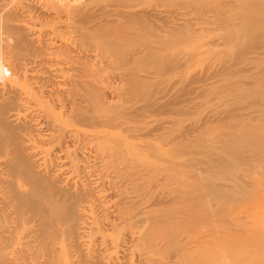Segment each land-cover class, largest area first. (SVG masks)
<instances>
[{
  "label": "bare ground",
  "instance_id": "obj_1",
  "mask_svg": "<svg viewBox=\"0 0 264 264\" xmlns=\"http://www.w3.org/2000/svg\"><path fill=\"white\" fill-rule=\"evenodd\" d=\"M143 1L92 11L90 0H0V264H264V111L252 102L261 118L247 119L254 109L236 108L245 95L231 100L236 111L223 98L236 89L204 99L200 84L241 73L234 65L264 42V0H198L203 15L192 0L168 10ZM241 36L249 48L242 42L237 62L223 59L216 70L213 62L210 75L195 72L192 89L176 88L171 75L237 49ZM167 47L177 57L161 62ZM203 102H213L202 114L218 131L231 119L239 126L232 133L223 123L226 140L215 132L208 140L250 146L243 158L236 151L247 163L234 157L244 146L216 156L202 139L203 118L181 126L179 115ZM208 147L217 160L210 155L201 174L195 165Z\"/></svg>",
  "mask_w": 264,
  "mask_h": 264
},
{
  "label": "rangeland",
  "instance_id": "obj_2",
  "mask_svg": "<svg viewBox=\"0 0 264 264\" xmlns=\"http://www.w3.org/2000/svg\"><path fill=\"white\" fill-rule=\"evenodd\" d=\"M94 1H95V0H90V2L92 3L91 6H92V8H93V9H90V10H92V11H95V8H96V9H98V8L101 9L105 4H107V1H108V0H107L106 2H105V0H96L95 3H94ZM110 1H111V0H110ZM112 1H113V0H112ZM114 1L117 2L116 4L120 3L119 5H123V4H122V1H123V0H122V1H121V0H114ZM144 1H145V0H144ZM144 1L141 2V3H142V4H143V3L145 4L147 1H150V0H147V1H145V2H144ZM172 1H173V2H172ZM174 1H176V2L174 3ZM177 1H178V2H177ZM180 1H181V0H180ZM187 1L191 2V0H187ZM201 1H202V0H201ZM201 1H200V2H201ZM98 2H99V3H98ZM153 2H155V1H152V0H151V3H152V5H153L155 8L157 7L158 9H161V7L164 5V6H163V9L165 10V8H167L168 5H169V6H168L169 8H171V6H174V5L177 4V3L183 5V3L186 2V0H185V1H181V3L179 2V0H162V1H161V2H162V5H161V2H160V1H158L156 4L153 3ZM159 2H160V3H159ZM170 2H171V4H170ZM182 2H183V3H182ZM189 2H188V3H189ZM192 2L196 4V8H197L198 6H199V8H200V2H199L198 0H196V2H195V0H192ZM198 2H199V5L197 6ZM101 3H102V4H101ZM104 3H105V4H104ZM127 3H128V2H127ZM127 3H126V4L124 3V5H127ZM149 3H150V2H149ZM149 3H148V6H147V4H145V7L147 6L146 9H147V8H151V6H152L151 3H150V4H149ZM158 3H159V4H158ZM168 3H169V4H168ZM188 3H187V4H188ZM193 3H192V4H193ZM95 4H96V5H95ZM142 4H141V7L138 6L139 8L137 7V5H140V3H139V4L137 3V4H135V5H136V7H137L138 9H143L144 5L142 6ZM167 4H168V5H167ZM189 4H190V3H189ZM102 5H103V6H102ZM135 5H134V6H135ZM155 5H156V6H155ZM160 5H161V7H160ZM170 5H171V6H170ZM182 5H181V6H182ZM184 5H185V4H184ZM97 6H98V7H97ZM99 6H100V7H99ZM149 6H150V7H149ZM158 6H159L160 8H159ZM178 6L180 7V5H178ZM191 6H192V5L190 4V6H187V8H186L185 6H184V7H185V9H186L188 12H191V10H193L192 12H194V13H195L196 11H197L199 14H201L200 12H202V15L205 13V12H203V11H200V12H199L198 8H197V9H195V7H192V8H191ZM89 7H90V3H89ZM145 7H144V8H145ZM188 7L191 8L190 11L188 10ZM201 7H202V6H201ZM137 8H136V9H137ZM169 8H167V10H168ZM190 8H189V9H190ZM163 9H162V10H163ZM195 10H196V11H195ZM197 12H196L195 14H196V15H199ZM193 15H194V14H193ZM223 27H224V26H223ZM223 27H222V28H223ZM248 27H249V26H248ZM224 28H225V27H224ZM219 29H221V28H219ZM225 29H226V28H225ZM217 30H218V29H217ZM217 30H216V32H220V30H219V31H217ZM222 30H223V31H222ZM221 31H222V33H221V32H220V33H221V36H222V35H224L223 33H227V32H225V31H228V29H226V30L221 29ZM262 31H263V30H262ZM262 31H261V32H262ZM262 33H263V32H262ZM214 35H216V33H215ZM217 35H219V33H217ZM221 36H220V37H221ZM208 37H209V36H208ZM208 37H207V39L205 38V39L207 40V42L210 41V40L208 41ZM210 37H211V41H214L215 38H217L218 36L215 37V36H213V35H212V36L210 35ZM210 37H209V39H210ZM213 37H214V39H213ZM260 37H261V38L264 37V33H263V35H261ZM261 38H259V39H261ZM205 39H203V40H201V41H204ZM262 39H263V38H262ZM262 39H261V42H262ZM206 40H205V42H201V41H200L201 44H202V43L205 44V43H206ZM239 40H240V43L238 42ZM243 40H244V41H243ZM245 40H247V41L245 42ZM141 41H142V40H141ZM141 41H140V43H141ZM143 41H145V40H143ZM211 41H210V42H211ZM259 41H260V40H259ZM259 41H257V42H259ZM263 41H264V40H263ZM210 42H209V45L212 44V43H210ZM236 42L238 43V45L240 44V46L237 45V49L235 48V46H234V47H230L231 51H233V52H231L230 49H229V51L226 50V52H225L224 50L227 49V48H224L223 50H221V51H223V53L225 54L224 56H223V55H222V56L220 55V54H222L221 51H219L220 54H219V52H218L219 56L215 57L214 59H216V58H220V57H221L219 61H218V60L215 61L213 58H212V60H210L211 57L208 56V55H211V53H210V54L207 55V58H208V59H206L207 61H209V64H210V65H208V62H207V61L205 60V58H204L203 61H201L202 63L199 64V65H202V64H203V65H202V66H198V65H196V66H194L195 68L193 67V68H191L190 70H188V71H189V74L186 73V75L183 76L184 78H182V77H181V78H177V76L179 77V75H176V74L171 75V78L173 77V79H174V78L177 79V81H176V79L173 80V81H174V82H178V84H179V85H178V84L176 83V84H177V85H176V88H177V86H179V88H180V87H184V86H186V87H185L186 89H190L191 87H193V85H195V84H193V83H191V82H196V80L194 79V76H195V75L197 76L198 73L204 74V72H205V74H207V72H208V75H210L209 73H210V72H213V70L210 71V72L208 71L210 68L213 69V62L216 63V64L214 63V69H215L216 66H217V68H219L220 66L218 67V65H221V63H222V65H224V64H223V59L226 60L227 62H230L229 64L237 62V61L239 60V59H237V58H239V57H236L237 60L235 59V55H237V54H236V50L238 51V48L241 49L242 47L246 46V45H247V44H246L247 42H248V48H249V39H247V38L244 39V37L242 38V36H241V38H239ZM236 42H235V43H236ZM242 42H243V44H244V42H245L244 46H243ZM261 42H260V43H261ZM198 43H199V42H198ZM198 43H197V45H196V42H195L194 45H196V46L193 45V48H196V50H198V48H199V46H198L199 44H198ZM237 43H236V44H237ZM260 43H259V46H256V47L254 46L256 43H253V45H251L252 53H251V51H250L251 49H249V51H250L251 54L249 53V55L247 54V57H244V59H243V58L241 59V61L243 62V64H242V63L240 62V60H239V61L237 62V65H234V66L236 67V68H235V71L237 70V67H238V66H240V69L242 68L241 66L244 67V69L242 68V70H240L239 67H238L239 70H237V72H238V71H241L240 74H242V75H240L239 73H238V75H237L236 72L234 73V72L231 70V71H229V73H231V74H230L231 76H230V75H226V76L224 75L223 77H220V76L217 75L218 77H216V75H215V76H212V75H211V76L213 77V79H212V77H208V78H204V79H202L201 81L199 80V81H200V84H201V86H202V89H201V86H200V89H201V91L204 90V91L202 92V93L204 94V95L202 96V98L206 99V96L209 97V95L211 96L212 93H213L214 95H216V94L219 93L220 91H221V93H222V91H224L225 89H226V90L228 89V90H230V91H231V90L233 91L234 89H236V91L234 90L236 93H235L234 91H233L232 93H230L229 91H228V93H227L226 91H224V92L226 93V94L224 93V95H225L226 98H225L224 96H223V98H224V99H227L228 107H229V106L231 107V105H233L232 108L235 109L234 106L236 107L237 105H236V104L234 105V102H233V101H234V100H237L236 96H239V97H240L241 94H242V95H245V96H244V97H243V96L240 97V99H238V100H239L240 104H241V103H242V104L244 103V106H243V105L240 106V105L238 104V102L235 101V102H237V104H238V106H239V107H236L237 109L239 108L238 111L242 109V110H241V114H244V113H245V115H246V114H248V112H250V111H251V113H252V111H253V109H254V111L256 112V114H255V113H252V115H251V116H248L247 119H249V117H250V119H251L252 116H257V115L259 116V115H261L262 113L260 114V112L257 113V111H256V108H257V110L259 111V107H255L256 105L254 106L255 103H256V104H259V106L261 105V106H260V107H261V108H260V111H261V110H262V112L264 111V110H263V109H264V106H263V102H264V100H263V99H264V85L262 84V83H264V81H263V80H264V79H263V78H264V75H263V74H264V69H263V68H264V65H263V64H264V61H263V60H264V55H263V54H264V52H263L264 49H262V47L260 46V45L263 44L264 42L261 43V44H260ZM201 44H200V45H201ZM204 44H203V45H204ZM236 44H235V45H236ZM241 44H242V45H241ZM257 44H258V43H257ZM142 45H143V44H142ZM207 45H208V43H207ZM209 45H208V46H209ZM197 46H198V47H197ZM262 46L264 47V45H262ZM201 47H202V45L200 46L199 50H200V49H204V50H200V52H204V51H206V48H203V47L201 48ZM253 47L256 48V49H258V48L261 47V51H260V49H258L257 51H259V52H257V51H255L256 49L253 50ZM257 47H258V48H257ZM167 48H168V50L163 51L165 57L162 55L163 53H161V55H162L163 58H164V59L161 60V62H163L164 60L166 61L167 59H168L169 61H170V59H171V61H172L174 57H175V58L177 57V54H178L177 50L175 51L174 48H169V47H167ZM167 48H165V49H167ZM209 48H211V47H209ZM228 48H229V47H228ZM245 48H246V47H245ZM165 49H164V50H165ZM169 49H170V50H169ZM173 49H174V50H173ZM221 49H222V48H221ZM243 49H244V48H243ZM246 49H247V48H246ZM199 50H198V51H199ZM207 50H208V47H207ZM253 51H254V52H253ZM166 52H167V53H166ZM175 52H176V53H175ZM228 52H229V53H228ZM261 52H263V53H262L260 56H259V54L257 55V53H261ZM230 53H231V55H230ZM234 53H235V54H234ZM253 53H254V54H253ZM255 53H256V54H255ZM206 54H207V52H206ZM214 54H216V53H214ZM214 54H213V55H214ZM218 54H217V55H218ZM228 54H229V55H228ZM232 54H234V55H232ZM213 55H212V56H213ZM256 55H257V56H256ZM162 56H159L160 59H161ZM213 57H214V56H213ZM223 57H224V58H223ZM248 57H250V60L248 59ZM256 57H257L258 59H261V61L263 62V64H261L262 62L259 61ZM259 57H260V58H259ZM166 58H167V59H166ZM175 58H174V59H175ZM251 58H252V59L254 58V59L251 60ZM232 59H233V60H232ZM234 59H235V60H234ZM245 59L248 60V61H246ZM255 59H256V60H255ZM221 60H222V61H221ZM159 61H160V60H159ZM159 61L157 60V63H158ZM210 61L212 62V65H211V62H210ZM217 61H218V63H217ZM220 61H221V63L219 64ZM226 61H225V62H226ZM232 61H234V62H232ZM249 61H250V64L252 63V65H253V64L256 65V64L259 62V63H258V64H259V65H258L259 68H257V67L255 68V65H253V66H254L253 68L251 67L252 65H248V71H246V70H247V65H246V64H248ZM256 61H257V62H256ZM205 62H207V65H206ZM225 62H224V63H225ZM239 62L241 63L240 65H238ZM244 63H245V66H244ZM229 64L226 63V64H225V67H227ZM149 65H150V64H149ZM204 65H205V66H208V67H205ZM226 65H227V66H226ZM139 66H140V67H138L139 69H137V66H136V68L132 67L131 69H134L133 71H135V72L141 71L140 68L142 69V66H143V65H142V66L139 65ZM151 66H152V65H150V67H149V66H146V68L148 67L147 69H146V68H145V69L143 68V69L145 70L146 73H148V71L151 72V70L153 69V67H151ZM197 66H198V68H197ZM210 66H211V67H210ZM230 66H232V65H229L228 68H229V69L231 68V69L234 70V68H233L234 66H232V67H230ZM262 66H263V67H262ZM144 67H145V66H144ZM200 67H201V68H200ZM222 67H223V66H222ZM249 67H251V68L249 69ZM202 68L205 69V70H206L207 68H209V69L206 70L207 72H206V71L203 72V69H202ZM261 68L263 69V72H262V69H261ZM136 69H137L138 71H136ZM196 69H197V71H196ZM201 69H202V72H203V73L201 72ZM210 70H211V69H210ZM215 70H216V69H215ZM215 70H214V71H215ZM252 70H253V71H252ZM258 70H259V71H258ZM244 71H246V73H245ZM255 71L257 72L258 75H257L256 73H254ZM135 72H134V73H135ZM141 72H142L141 74H145V73H143V72H144L143 70H142ZM152 72H154V70H152ZM195 72H198V73L196 74ZM243 72H244V73H243ZM138 73H139V72H138ZM194 73H195V74H194ZM249 73H250V75H249ZM253 73H254V74H253ZM227 74H228V73H227ZM232 74H233V75L235 74L236 76H233ZM192 75H193V76H192ZM213 75H214V74H213ZM243 75H244V76L246 75V77H243ZM248 75H249V77H251V75H252V77L249 78ZM256 75H257V76H256ZM175 76H176V77H175ZM241 76H242V77H241ZM169 77H170V76H169ZM215 77H216V78H215ZM237 77H238V78H237ZM240 77H241V78H240ZM255 77H256L257 80L254 79ZM258 77H260V78L263 77V78H261L262 80L259 79V80H260V81H259V80H258ZM252 78H253L254 81H251ZM166 79H167V80H171V79H169V78H165V80H166ZM223 79H224V80H223ZM244 79H246V80H244ZM163 80H164V78H163ZM204 80H205V81H204ZM216 80H217L218 82H217ZM239 80H240L241 82H244V83H246V82H247V83H248V82H249V83H250V82H254V84L250 83V84L253 85V89H252V85H250V84H246V85H247V86H246V85H244L243 83H241ZM242 80H243V81H242ZM203 81H204V82H203ZM196 83H197V82H196ZM239 83H240V85H239ZM255 83H257V84H255ZM181 84H183V86H181ZM190 84H191V85H190ZM192 84H193V85H192ZM224 84H225V85H224ZM242 84H243V87H242ZM261 84H262V85H261ZM197 85H199V83H198ZM206 85H207V86H206ZM237 85H238L239 87H241V88L239 89ZM248 85H249V87H248ZM257 85H258V86H257ZM195 86H196V85H195ZM227 87H228V88H227ZM236 87H237L238 89H237ZM254 87H255V88H254ZM211 88H212V89H211ZM243 88H246L248 91H247L246 89H243ZM191 89H192V88H191ZM140 90H141V91H144V90L146 91L145 88H144V89H143V88H140ZM210 90H211V94H210V92H209ZM217 90H218V91H217ZM237 90H239V91H237ZM245 90H246V92H245ZM249 90L252 91V92L250 91V92L252 93V95H249V93H248ZM253 90H254V91H253ZM215 91H216L217 93H216ZM240 91H241V92H240ZM206 92H207V93H206ZM208 92H209V93H208ZM253 92H254V93H253ZM255 92H256V93H255ZM229 93H230V94H229ZM237 93L240 94V95H237ZM244 93H245V94H244ZM251 93H250V94H251ZM206 94H207V95H206ZM232 94L234 95L233 97L231 96ZM253 94H254V95H259L261 101H260V100H257V99H259V97L257 96L258 98H256V97H254ZM205 95H206V96H205ZM226 95H227V96H226ZM235 95H236V96H235ZM247 95H248L249 97H247ZM212 96H213V95H212ZM228 96H229L230 99L227 98ZM208 97H207V98H208ZM239 97H238V98H239ZM261 97H262V98H261ZM223 98H222V99H223ZM234 98H236V99H234ZM250 98H254V99L256 98V99H255V100L253 99L252 101H251V100H250V101H245V100H249ZM233 99H234V100H233ZM228 100H229V102H228ZM231 100H233V101L231 102ZM243 100H244V101H243ZM254 101H255V102H254ZM258 101H259V102H258ZM246 102H247V103H246ZM249 102H251V104H250V106H249L250 109H249V107L245 106V105H249ZM252 102L254 103L253 105H252ZM257 102H258V103H257ZM212 103H213V102L210 103V106L208 105V106H209V108H208V106L206 105V103L203 102V106H202L201 108H197V109H195V110H191L190 112L188 111V112L182 113V115H179L180 113L178 112V114H177V112H176V114L179 115V119H180L181 121H180L178 118H176V119H178L179 122H181V123H180L181 126H183V125L186 126V125H187L186 128H192V127H194L196 121H198L197 119L200 118V120H201V118H203V120H201V122L203 121V122L207 123L206 126H207L208 128L205 126V123H204V124L202 123V128H204L203 131H204V132H207V133L205 134V137H204V135H203L204 133L202 134V137L205 138V139H204V138H202V139H203L205 142H207L209 145L211 144V147H214V148H215V151H214V152H216V156L218 155L219 158H222V157H223V158H226L227 155L231 154V155H229V156H232V157H233V154H232V153L235 152V153H234V154H235L234 157H235V156L237 157L239 154H241V152H243V154H241V156H242V158H243V157H244L243 155H245V156L247 155V154H244L245 150H246V152L248 153V151H249V149H250V146L248 147V146L243 145V144H242V145L240 144V146H239V144H237L239 147H241V149H243L242 146L246 147V148H244V151L240 150L239 147H238L237 145H236V146H237V148H238L240 151L234 149V146H235V145H233V147H232V148L234 149V150L232 149L234 152H232V150H231V146H227V147H228V150H227V149L224 150V148H227V147H224V146H223L224 148H221V147H222V144H221V143H222V141L224 142V140H226V138H227L228 135H230V133H226L227 131L225 130V128H222L223 131H220V129H221V127H222V125H223L224 122L222 121L223 123H222V124L220 123V126H221V127L219 126L220 129H219V131H218V128L215 127V125L218 123V121H215L214 118H211V119L206 118V114H205V116H204L206 120L204 119L202 113H205V111H207L208 115L210 116V114H211V109H212V107H211V104H212ZM227 103H226V104H227ZM230 103H231V104H230ZM245 103H246V104H245ZM208 104H209V102H208ZM204 106H205V107H204ZM242 106H243V107H242ZM252 106H254V107H252ZM257 106H258V105H257ZM230 107H229V108H230ZM244 107H246V110H245L246 112H242V111H244V110H243ZM251 107H252V108H251ZM207 108H208V109H207ZM223 108H224V107L222 106V108H220V109L222 110ZM240 108H241V109H240ZM262 108H263V109H262ZM209 109H210V110H209ZM247 109H249V111H248ZM251 109H252V110H251ZM203 110H205V111H203ZM235 110H236V109H235ZM236 111H237V110H236ZM166 113L169 114L170 112H169V111H168V112L166 111ZM251 113H249V114H251ZM168 114H167V115H168ZM254 114H255V115H254ZM263 114H264V112H263ZM167 115H163V116H167ZM169 115H170V114H169ZM177 115H176V117H177ZM199 115H200V116L202 115V116L199 117ZM245 115H244V116H245ZM244 116H239V117H241V119L243 120V117H244ZM261 116L264 117V115H261ZM161 117H162V116H161ZM167 117H168V116H167ZM207 117H208V116H207ZM239 117H237V118H239ZM164 118L166 119V117H164ZM245 118H246V116L244 117V119H245ZM259 118H261V117L259 116ZM207 119L210 120V123H209L210 125L208 124L209 121L207 122ZM247 119H246V121H247ZM211 120H212V122H211ZM242 120H237V121H238V122L241 121V124H243V123L245 122V120H244V122H243ZM233 121L235 122L236 120L233 119ZM237 121H236V123L239 125L240 122L238 123ZM216 122H217V123H216ZM219 122H220V121H219ZM230 122H232V119H231ZM230 122L227 123V124H228L232 129H231L230 127H228V129H229V130H232V133H234V132L237 130L236 128H238L239 126H237V127L235 128L234 126H232V124H234L235 126H236V124L233 123V122H232V123H230ZM242 122H243V123H242ZM211 123H212L213 125H212ZM215 123H216V124H215ZM180 124H179V125H180ZM227 124H226V125H227ZM241 124H240V125H241ZM190 125H192V127H191ZM226 125H225V123H224V126H226ZM228 125H227V126H228ZM185 126H183V127H185ZM216 126H217V125H216ZM224 126H223V127H224ZM217 127H218V126H217ZM233 127H234L235 129H234ZM209 128H210V129H209ZM211 129H213L214 131H212ZM226 129H227V127H226ZM228 129H227V130H228ZM229 130H228V132H231V131H229ZM210 131H212V132H210ZM224 131H225V132H224ZM213 132H215V133H213ZM218 132H219V133H218ZM211 133H213V135L216 134V135H215L216 137H219V136H220L219 134L222 133V135L224 134L223 136H226V138L223 137V136L221 135L220 137H222V138H224V139H222V141H221V139H220V141H218V139H217L215 136H211L210 138H211L212 140L215 138V139H216V142H218V143H214L215 140H213V141H214V142H213L211 139H209V140H210V142H209L208 137H209V135H210ZM217 133H218V135H217ZM213 137H214V138H213ZM220 137H219V138H220ZM206 139H207V140H206ZM260 139H262V138H260ZM257 140H259V139H257ZM211 141H212L213 144L211 143ZM262 141H263V140H262ZM220 142H221V143H220ZM259 142L262 144L261 140H259ZM219 143H220L221 145H218ZM208 144H207V145H208ZM214 145H215V146H214ZM259 145H260V144H259ZM262 145H263V147H264V144H262ZM217 146H218L219 148H218ZM220 146H221V147H220ZM236 146H235V148H236ZM211 147H210V148H211ZM208 148H209V147H208ZM208 148H207V149L205 148V150H209L208 152H211L212 150H210V148H209V149H208ZM216 148H218V149H216ZM212 149H213V148H212ZM220 149H221V150H224V151H223V152H222V151H219ZM247 149H248V150H247ZM213 150H214V149H213ZM226 150H227V151H226ZM217 151H218V153L221 152L222 154H224V156H223L222 154H221L222 156L219 155V154H217ZM225 151H226V152H225ZM228 151H230V153H229ZM236 151H237V153H239V154H237ZM238 151H239V152H238ZM208 152L206 151V152H204L205 154H204V153H203V154H200V157H201V158L198 157V158H200V160L198 161L199 164L196 163V164H198V165H195V166H197V169H198L199 171H201V172H199L197 169H196V170H197L199 173H201V174H202V172L205 173V171H207L206 168H207V166L209 167V165H210V163H208V165H207V162H208L210 159H211V161H213V160L216 161V160H217L216 157H215V153L211 152V153L208 154ZM227 152H228L229 154H228ZM231 152H232V153H231ZM246 152H245V153H246ZM212 153H213V154H212ZM226 154H227V155H226ZM206 155H208V156L205 157ZM210 155H212V156L214 155V156L212 157V158H214L213 160H212V158H210V157H211ZM190 156H191V155H190ZM209 156H210V157H209ZM220 156H221V157H220ZM238 157H240V156H238ZM205 158H206V159H205ZM207 158H208V160H207ZM217 158H218V157H217ZM219 158H218V159H219ZM242 158H241V157L239 158V159L243 160V161H241V162L239 161V163H241V164H242L244 161L247 160L246 158H244V159H242ZM201 159H202V160H201ZM237 159H238V158H237ZM245 159H246V160H245ZM205 160H206V161H205ZM220 160H221V159H220ZM218 161H219V160H218ZM204 162H205V163H204ZM225 163H226V162H225ZM244 163H247V162H244ZM204 164L206 165V168L204 167V166H205ZM213 164H214V163H213ZM213 164L211 163L210 167H211ZM215 164H216V163H215ZM222 165H223V164H222ZM240 166H241V165H240ZM210 167H209V168H210ZM213 167H214V166H213ZM242 167H243V165H242ZM204 168H205L206 170H205ZM209 168H208V170H209ZM200 169H201V170H200ZM197 171H196V172H197ZM198 172H197V173H198ZM204 173H203V174H204ZM226 174H227V173H226ZM226 174H225V175H226ZM241 236H242V238H243L244 235H241ZM235 238H240V236H237V237H235ZM240 239H241V238H240ZM244 239H247V236L244 237V238L241 239V240H244ZM236 241H237V240H236ZM242 249H243V248H242Z\"/></svg>",
  "mask_w": 264,
  "mask_h": 264
}]
</instances>
